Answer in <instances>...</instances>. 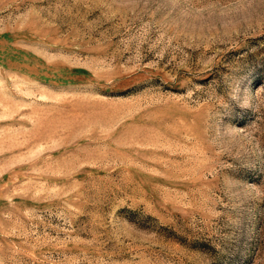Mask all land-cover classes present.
I'll list each match as a JSON object with an SVG mask.
<instances>
[{
  "label": "rangeland",
  "instance_id": "rangeland-1",
  "mask_svg": "<svg viewBox=\"0 0 264 264\" xmlns=\"http://www.w3.org/2000/svg\"><path fill=\"white\" fill-rule=\"evenodd\" d=\"M0 264H264V0H0Z\"/></svg>",
  "mask_w": 264,
  "mask_h": 264
}]
</instances>
